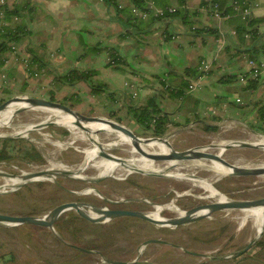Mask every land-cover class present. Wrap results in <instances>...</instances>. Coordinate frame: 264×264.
Returning a JSON list of instances; mask_svg holds the SVG:
<instances>
[{
	"label": "rangeland",
	"instance_id": "obj_1",
	"mask_svg": "<svg viewBox=\"0 0 264 264\" xmlns=\"http://www.w3.org/2000/svg\"><path fill=\"white\" fill-rule=\"evenodd\" d=\"M138 82L137 77L131 81L135 91L139 93ZM63 91L52 94L47 90L46 92L31 90L30 94L10 95L29 94L45 98L55 97L62 101ZM238 91L245 95L241 90ZM17 92H20L19 89ZM253 93V96H256L260 92L257 89ZM0 96L4 97V100L9 94ZM103 100L91 94L88 96L87 103L80 102L73 107L87 115L109 117V107L103 106ZM65 103L71 104V101ZM49 111L48 108L42 107L26 109L15 115L10 125L0 126V132L6 134L26 123L46 121ZM121 114H124L123 111ZM110 117L118 119L113 115ZM122 122L131 126L140 136L154 135L144 130L140 124L134 125L126 117ZM57 127L58 132L55 130ZM170 132L169 128L162 136L167 137L171 145L177 149L221 141L254 142L264 138V130L252 128L244 122L232 123L231 121H224L217 129L208 132L199 130ZM27 133L26 137L21 138L34 143L42 154V159L29 160L21 156H12L0 161V170L19 176L29 170L48 169L54 162L80 165L89 157L85 149L93 145L82 131L76 129L72 131L62 124H50ZM97 134L103 143H108L112 139V136L105 131H99ZM68 140L73 142L65 144ZM127 147L125 144H119L117 147L110 145L106 151L125 157L129 156ZM223 155L231 162L239 164L251 166L264 164L263 147L234 146L224 150ZM205 162L195 159L182 160L172 168L177 167L187 175L194 174L198 178L212 181L211 188L214 191L208 193L194 179L186 178V176L171 177L135 170L131 173H122L117 170L110 174L101 173L94 162H90L83 168L69 171L51 167V175L47 178L28 181L17 188L2 187L5 181L4 176L0 175V211L7 214L36 213L38 216H48L55 209V205L79 200L93 204L84 206L87 211L98 209L99 205L110 208H134L149 211L151 216L162 219L163 216L174 217L182 210L196 204L222 198L218 194L229 198L264 197V174L218 175L214 168L207 165L209 162ZM170 204H175L179 211L174 207L170 208ZM155 206L163 209L157 210ZM106 214L96 211L92 215L96 217ZM242 215L243 211L240 208L220 209L203 219L169 226L152 223L134 215L115 216L110 221H93L82 216L63 214L56 220V222L60 221V225H55V222L54 228L39 225L32 227L0 225V255L8 254V260H1L0 264H58L72 254L82 253L83 246L90 248L94 246L92 250H89L93 251V256L87 260V256L78 255V262L84 260L80 264L92 262L93 264H111V261L126 262L123 264H219L223 260L220 255L236 253L249 244L251 246L246 250L251 254L246 256H253L255 264H262L264 247L254 246V243L264 231V209L261 233H259L260 230L255 232L254 217H248L244 223H241ZM153 238L158 240L145 244V241Z\"/></svg>",
	"mask_w": 264,
	"mask_h": 264
},
{
	"label": "crops",
	"instance_id": "obj_2",
	"mask_svg": "<svg viewBox=\"0 0 264 264\" xmlns=\"http://www.w3.org/2000/svg\"><path fill=\"white\" fill-rule=\"evenodd\" d=\"M115 1L117 7L109 0H31L34 7L27 14L24 36L17 42L19 54L7 51V61L0 69L9 73L6 88L11 89V93L7 94L50 89L57 94L64 90L63 93H77L85 104L92 94L88 82L59 86L54 74H65L74 67L95 69L94 79L107 83L108 90L115 93L116 98L107 93L96 94L104 99L103 106L109 107V111L129 101L144 102L155 95L162 111L170 117L168 129L171 132H208L207 126L224 121L244 122L248 126L260 123L257 109L264 103V69L255 86L241 81L240 75L250 73L246 60L250 52L246 49L258 51L259 59L264 60V22L258 25L256 35L246 33L242 37L235 31V17H217L206 10L204 0H187L189 23L180 16L150 22L149 17L133 10V0ZM254 1L252 15L264 16V0ZM177 4L178 0L167 2V6ZM131 6L141 19L129 20L126 12ZM110 48L126 62L111 64ZM30 54L43 58L45 76L28 74L22 59ZM201 59L213 62L204 86L191 93L185 92L187 86L182 91L172 90L175 84L195 76L192 72H197ZM186 68L191 70L190 74ZM232 74H236L237 79L228 81L226 75ZM134 77L139 79L136 95H133L135 88L131 83ZM257 89L259 95L253 96ZM108 115L112 116L110 112ZM119 115L125 116L126 110H120ZM131 122L137 124L134 119ZM79 253V256H87V260L93 256V251ZM78 255L72 254L58 264L84 262H78ZM220 256L223 260L219 264H255L253 256L228 257L227 253ZM1 260H8V254H1L0 263Z\"/></svg>",
	"mask_w": 264,
	"mask_h": 264
},
{
	"label": "water",
	"instance_id": "obj_3",
	"mask_svg": "<svg viewBox=\"0 0 264 264\" xmlns=\"http://www.w3.org/2000/svg\"><path fill=\"white\" fill-rule=\"evenodd\" d=\"M12 102H16L21 104L19 107H16L12 110V114L9 121H6L3 123L4 126L10 125L12 123V118L19 114L22 111H25L29 108L34 107H42V108H54L61 110L65 113H69L71 117L74 120V124L79 126L80 128L88 131V127L86 124L88 122H100L103 124H106L108 126H111L113 128H117L120 131L123 132L127 137H131L132 144L136 148V150L142 154L143 156L154 159L157 161H170V166L167 167V169L172 168L174 165H176V162L182 161V160H201V161H219L223 166H225L228 169V172L225 173V175H238V176H249V175H261L264 174V164H256L255 166L251 165H245V164H239L236 162H231L228 160L224 155L223 152L226 149L232 148L234 146H246V147H263L264 143L260 142H249L245 140H234L230 142H212L207 145H195L186 149H177L173 147L170 143V140L167 137L159 136V135H151V136H140L138 135L131 126L126 125L119 119H115L113 117L103 116V115H94V114H84L74 108L70 103H64L58 99H54L51 97H42L37 95H29V94H22V95H9L6 96L5 99L0 102V111L5 110L6 107L9 106ZM2 124V123H1ZM50 124H62L65 125L66 122L62 120H51L48 119L47 121H41L36 122L35 124L31 125L27 128V130L24 133H16V132H9V133H0V139H6V137H26L27 132L34 129H39L42 127H46ZM152 139H159L161 140L165 145L164 151H155V150H148L144 147L142 144H146L148 142H151ZM100 152L99 155L105 158H113L118 161H124V158L122 156L116 155L112 152H108L104 149H102V144H100ZM133 170L143 173H151L147 172L141 167H134ZM160 174H164L163 172H156ZM0 175L7 177V176H15L16 174L0 170ZM23 179V183L15 186L21 187L23 184H26L28 181L37 180L35 177L42 176L47 178L48 175H51V169H40V170H29L28 172H23L20 174ZM165 175V174H164ZM186 177H193V175H185ZM191 176V177H190ZM196 177V176H194ZM43 179V178H41ZM72 203H78V204H85V201H79V200H73L70 202H64L60 203L54 206L55 210L58 213V217H60L63 214H71L74 216H82L88 220H92L90 218L91 214L96 213V211L105 212L107 214H110L111 217L109 220H111L115 216L120 215H126V216H138L142 219H146L150 222H154L160 225H169V226H176L184 223H191L196 220L203 219L206 216H209L211 213L215 212L216 210L220 209H235V208H244L248 205H261L264 209V197H259L256 199H245V198H232L230 197V200L223 201L221 199H214L213 201L209 202H202L199 204L194 205L193 207H190L188 209L182 210L177 215H174V217L171 220H161L157 217L151 216L148 212L141 209H127V208H121V207H107V206H101L99 205L98 209H88V211H80L73 208H67ZM208 207L210 208V211L200 213L198 214L194 220H189V217L191 214H193L195 211H197L200 208ZM0 218L4 219L3 222H0V225H13V226H25V227H32L35 225L39 226H46V227H53L54 223L56 222H38V214L31 213L29 215H18V214H11V213H5L0 211ZM95 221V220H93ZM263 229L259 232L261 233ZM158 239L153 238L145 241V244L149 242L156 241ZM251 246L249 244L246 248L243 250L238 251V253L244 252L246 249H248ZM111 264H123L126 262H118V261H111Z\"/></svg>",
	"mask_w": 264,
	"mask_h": 264
},
{
	"label": "trees",
	"instance_id": "obj_4",
	"mask_svg": "<svg viewBox=\"0 0 264 264\" xmlns=\"http://www.w3.org/2000/svg\"><path fill=\"white\" fill-rule=\"evenodd\" d=\"M114 6H118L115 0H109ZM155 4L159 7L164 8V14H156L151 9L149 10V19L150 22H155L157 20H163L168 18L169 16H180L185 23L191 22L189 17V11L186 9L185 5L187 0H178L177 6H175L174 10H169L167 6L168 0H153ZM218 3V9L224 15H231L236 19L235 31H237L240 36L245 37V34L248 33L250 36L256 35L258 30V25L261 22H264V16H256L251 15L246 18H242L241 13H238L234 9V0H213ZM242 6L247 5L250 3L251 0H236ZM134 6L138 7L141 10H147L149 5V0H133ZM34 5L31 4L29 0H22L17 1L9 4L0 5V10H3L4 19L11 21L10 24H2L0 18V69L4 66L6 62L5 53L11 49V41L20 42L24 36L26 30V22H27V14L33 9ZM129 15L130 19H141L142 17L137 16L132 11L131 8L126 12ZM18 16L20 19L18 21H13L14 17ZM136 23V21H135ZM142 23V22H141ZM140 23V25H141ZM211 29V28H210ZM209 30V29H208ZM249 51V57H255L259 59V52L246 49ZM264 51V49H263ZM108 55L111 64L121 65L126 62L122 56L117 54L115 50L112 48L108 49ZM29 59L32 63H36L39 68L45 67L46 63L44 62L43 58L30 54ZM114 61V62H113ZM187 73L190 74L191 70L189 71L186 68ZM198 71V70H197ZM193 76L197 75V72H192ZM9 74V73H7ZM96 74L95 69H87L82 70L78 69L77 67L69 69L65 74H54L55 80L61 86L62 84H74L78 81L88 82V90L90 93L102 94L107 93V96L111 98H116L115 93L113 91L108 90L107 83L101 80H95L94 75ZM193 78V77H192ZM228 81L236 80V74L226 75ZM191 80L186 79L182 81L179 85H174L172 90L182 91L184 87L188 86ZM257 79H249L247 84L250 86L256 85ZM11 93V89L6 88L4 90H0V95L3 93ZM50 92L54 94V90L50 89ZM75 92H67L64 93L61 100L65 103L67 101H71V105L75 106L74 104L80 103L83 101V98L76 95ZM54 97V96H52ZM4 97L0 96V101L3 100ZM55 99V97H54ZM125 109L126 115L122 116L119 115V111ZM258 118L260 123L252 125V128H257L264 130V103L258 106L257 109ZM110 114L116 116L119 120H124V117L131 120L134 119L138 124L142 126L144 130L150 131L154 135L162 136L167 131L169 124H170V117L167 113L163 112L159 102L157 101V96L153 95L150 96L144 102H135L129 101L126 102L123 106L117 109H110ZM219 125L212 124L211 126H207L206 130H213L217 129ZM58 132V127L55 129ZM65 132H67L65 130ZM0 161L7 160L12 156H21L29 160H41L42 154L37 149L36 145L32 142H28L27 139L21 137H6V139H0ZM55 225H60V221H57ZM254 246L264 247V231L262 234L255 240ZM94 246L85 247L83 246L82 251L88 252L92 250ZM246 251L238 253H233L232 257H245ZM109 260V259H108Z\"/></svg>",
	"mask_w": 264,
	"mask_h": 264
},
{
	"label": "bare ground",
	"instance_id": "obj_5",
	"mask_svg": "<svg viewBox=\"0 0 264 264\" xmlns=\"http://www.w3.org/2000/svg\"><path fill=\"white\" fill-rule=\"evenodd\" d=\"M20 105L21 104H19V103L12 102L11 104H9L8 107L5 108V110L0 111V126H4L3 123L10 120L12 110L15 109L16 107H19ZM48 109L50 111H49V115L47 117V120L49 118H51V120H58V119L62 120L64 122H66L65 126L69 127L72 131H74L75 129L82 131L85 134V137L88 140L90 139L93 143V145L91 147L86 148V149L84 148L85 153L86 154L88 153V156H89L87 158V161L81 163L80 165H75V166L67 165V164H64L61 162H54L53 166H51V167H55L57 169L69 171V170H76V169H79L81 167L83 168V167L87 166L90 162H92V163L94 162V164L98 167V169H99V171H101V173H109L110 174V172H113L115 170L120 171L122 173H125V172L131 173V171H133L134 167H141L144 170H146L147 172H151V173L152 172H154V173L163 172L165 175L171 176V177L172 176L179 177V176L187 175V174L181 172L177 167L167 169V167L170 166V164H171L170 161H157V160H154L152 158L149 159V158L143 156L142 154H140L136 150L134 145L132 144L131 137L130 138L127 137L125 134H123L122 131H120L117 128H113L111 126H108V125L100 123V122H88L86 124V126L88 127V131H86V130L80 128L79 126H77L76 124H74V120L69 113H65L61 110L54 109V108H48ZM33 124H35V123H26L25 125L18 126L16 128L14 127L15 129L12 132L24 133L27 130V128ZM99 131H105L108 134H110L112 136V139L110 140V142L103 143L97 134ZM72 142H73V140H68L66 143L65 142H63V143L68 144V143H72ZM254 142L264 143V138H259V140H254ZM99 143L102 144V149H104V150L109 149L110 145L117 147V145H119V144H125L126 146H128L126 150L129 152V156H125V157L123 156L122 158H124V161H118V160L113 159V158L109 159V158L102 157L99 155V152L101 150ZM108 144H110V145H108ZM142 145H144V147L148 150L164 151L166 149L164 143L159 139H152L151 142H148V143L142 144ZM61 147H62V145H61ZM64 148H67V147H64ZM198 161L202 162V163H206L205 161H201V160H198ZM208 162L209 163L207 165L214 168L218 175H221V174L224 175L226 172H228V169L225 166H223L219 161L213 160V161H208ZM186 173H188V172H186ZM72 175L74 176L75 174H72ZM190 175H192V174H190ZM35 178L41 179V178H45V177L38 176ZM190 179H194V181L198 185L202 186L207 191V193L211 192L213 190L211 188L213 183H212V181H210L208 179H205V178L201 179L198 177H191ZM4 181H5V184L2 187H5V188H7L8 186L15 187V186L23 183V179H22L21 175L4 177ZM218 195L220 197H222L220 199L223 201L230 200V198L227 196H223L221 194H218ZM85 205L88 206V204H83V203H81V204L72 203L67 208H73V209L76 208L77 210L85 211L86 210L84 208ZM169 207L170 208H173V207L176 208V205L170 204ZM97 208H99V207H97ZM155 208L157 210L163 209V208H159L158 206H155ZM205 209H208V210H205ZM240 209L243 211V215H242L243 220L241 221V223L242 222L244 223L248 217L252 216V217H254L255 232L257 233V232H259V230L261 231L263 229V227H261L262 221H263V206H261V205H248L247 207L240 208ZM176 210L179 211L178 208H176ZM207 211H210V208H208V207L200 208L197 211H195L193 214L190 215L189 220H194V218L198 214L204 213ZM148 213H150V212H148ZM157 215H158V213H157ZM110 217H111L110 214H106L104 216H96V217L91 214V216H90V218L92 220H95V221H110L109 220ZM58 218H59L58 213L54 209L49 213L48 216H38L37 221L50 223V222H55V220H57ZM171 219H173V218L163 216V218L161 220H171ZM3 220L4 219L0 218V222H3Z\"/></svg>",
	"mask_w": 264,
	"mask_h": 264
},
{
	"label": "built area",
	"instance_id": "obj_6",
	"mask_svg": "<svg viewBox=\"0 0 264 264\" xmlns=\"http://www.w3.org/2000/svg\"><path fill=\"white\" fill-rule=\"evenodd\" d=\"M20 0H14V2H17ZM31 1V0H29ZM205 2V8L208 11H211L214 15H216L217 17H223L225 16L224 14H222V12L218 9V3L213 1V0H204ZM10 0H0V5L3 4H9ZM255 5V1L252 0L250 1V3H248L247 5L242 6L238 1L234 0V7L235 9L238 11V13H241L243 18H246L248 16H251L253 13V6ZM152 10L153 12H155L156 14H164V8L156 6L154 1H151L148 5L147 10H141L138 7H133V10L136 13H139L140 15H142L143 17H148L149 15V10ZM169 10H174L175 6H168ZM4 11L0 10V18H2L1 23L2 24H10L12 23L9 20L4 19L3 16ZM20 19V17L15 16L13 21H18ZM14 54H19V49L17 46V43L15 41H11V49H10ZM23 63H24V67L26 69V71H28V74L31 76H39V75H46L45 72V68H39L38 65L36 63H32L31 60L29 59V57H25L22 59ZM247 63L249 65V74H245L242 73L240 75V80L243 82H248L249 79H259L260 75L263 73V69H264V60H260L258 58L255 57H248L247 59ZM7 61V58H6ZM114 62V61H113ZM213 66V62L212 60L209 61L208 59H201L199 65H198V71H197V75L194 76L191 81L189 82L188 86L185 88V92L187 93H191V91L201 88L204 86L205 84V79H206V74L207 72H209L211 70ZM249 77V78H248ZM9 75L7 74V72H2L0 71V90L1 87H5L7 86L6 83L9 80ZM137 92L133 91V95H136ZM238 100H240V98H238ZM213 111H215V109L213 108ZM228 257H232L233 253H229L227 255Z\"/></svg>",
	"mask_w": 264,
	"mask_h": 264
},
{
	"label": "flooded vegetation",
	"instance_id": "obj_7",
	"mask_svg": "<svg viewBox=\"0 0 264 264\" xmlns=\"http://www.w3.org/2000/svg\"><path fill=\"white\" fill-rule=\"evenodd\" d=\"M85 204L91 205L92 203H88V202H86ZM92 205H93V204H92Z\"/></svg>",
	"mask_w": 264,
	"mask_h": 264
}]
</instances>
